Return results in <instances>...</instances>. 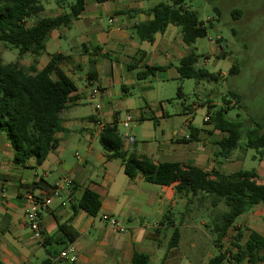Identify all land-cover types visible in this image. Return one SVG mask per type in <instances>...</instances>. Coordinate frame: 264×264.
Wrapping results in <instances>:
<instances>
[{"label": "crops", "instance_id": "1", "mask_svg": "<svg viewBox=\"0 0 264 264\" xmlns=\"http://www.w3.org/2000/svg\"><path fill=\"white\" fill-rule=\"evenodd\" d=\"M38 1L43 6L42 13L48 11L51 17L65 13L63 1L61 4L59 0ZM67 1L70 0H66V4ZM142 1L145 0H84L83 11L77 19L49 33L44 51L35 59V70L41 71L54 54L67 56L69 60L60 64L59 70L74 82L76 89L59 114L62 131L54 135L57 147L40 165L36 166L32 159L23 167L14 165L12 148L0 134V264H42L52 258L69 245L54 242L60 225L70 227L76 234L71 243L76 257L72 264H131L135 253L146 255L147 264H184V256L178 254L179 240L176 247L168 249L169 241L161 245L160 234L166 227L178 226L177 218L181 227H188L190 206H185L184 200L174 195V185H154L139 175L129 179L118 160L105 158L98 143L99 125L103 128L113 123L117 125L119 113L106 110L99 101L102 96L129 94L127 84H132L131 80L122 81L121 64H125L127 71H139L144 66L161 67L163 70L155 72L153 77L162 79L166 74L167 78L176 79L179 78L178 62L189 51L182 42L179 28L173 25H168L162 34H156L153 43L139 42L135 38L133 26L153 18L149 11L155 5ZM17 61L29 67L33 57L25 55ZM117 86L121 88L120 93L115 91ZM93 87L98 92L91 99ZM148 89L151 86H142V90ZM209 101L193 104L188 109L182 107L180 114L186 117L182 125L169 122V116L160 105V114L149 118L155 123L154 134L143 142L142 151H130V145L135 146L137 141L134 136L118 131L123 150L148 157L153 163L193 166L210 174L211 178L215 174L253 170L258 176L257 183L264 184V149L256 151L257 169H241L247 156L242 145L228 160L221 161L216 156L215 143L224 133L208 123L215 105ZM87 103L96 104L91 114L83 112L85 107L82 106ZM199 107L206 108L204 118H208L207 122L203 118L201 127L193 125L187 117ZM148 109L145 103L138 111V120H148L143 115ZM124 136L133 137L134 143L127 144ZM63 179H71L73 187L60 198L52 199L40 212L43 227V242H40L33 238L25 222V195L49 196L54 184ZM84 190H91L100 197V209L95 216L77 208ZM1 193L8 199L4 200ZM165 213L170 214L166 222L171 226L161 224ZM103 215L116 219L125 232L114 231L102 220ZM245 221L248 231L264 237V223H260L264 221V206L252 207L234 226L241 229L240 222ZM247 234L243 236L245 240ZM191 244L194 247L195 244ZM60 264L71 263L64 260Z\"/></svg>", "mask_w": 264, "mask_h": 264}, {"label": "trees", "instance_id": "2", "mask_svg": "<svg viewBox=\"0 0 264 264\" xmlns=\"http://www.w3.org/2000/svg\"><path fill=\"white\" fill-rule=\"evenodd\" d=\"M62 1L65 0H59V3ZM83 7L84 0H70L68 12L56 17L38 18L43 11L38 0H0V42L9 49H16L18 59L25 55L33 57V63L29 67L21 66L18 61L4 63L0 57V134H4L8 140L13 152L12 163L16 166L23 167L31 159L36 166L40 165L57 147L54 135L62 131L59 114L65 109L70 94L76 89L74 82L59 70V65L67 62L69 58L54 54L41 71L35 70L34 63L44 51L49 33L67 27L81 15ZM149 12L152 20L133 26L134 36L139 42L153 43L155 35L162 34L168 25L179 28L182 42L188 48L197 39L206 36V27L195 11L184 6V0H172L171 4L157 3ZM36 18L38 19L28 24ZM196 63L197 55L194 49H190L178 62L179 79H192L197 83L219 79V75L197 67ZM161 70V67L144 66L136 72L135 78L142 81ZM235 71L232 66L228 73ZM181 95L183 94L178 88L177 97ZM232 97L237 98L236 94H232ZM226 110L227 108L221 107L208 120L214 129L224 133L221 140L215 143L216 156L228 160L232 152L241 145L246 149L262 151L264 134L255 127L248 129L243 134L244 141L240 143L243 138V124L226 119ZM98 143L105 158L118 160L129 179L139 175L154 185H174V195L185 200V206H189L194 198L199 202L208 200L213 208L219 204L224 205L225 210L212 222L216 234L213 241L219 247V242L232 231L235 234L232 236V246L236 252L230 260L219 249V253L212 256L207 264H222L226 260L231 264H241L243 261L249 264L264 263V237L249 230L245 242L239 244L244 232L234 226L236 219L252 207L264 206V184L257 183L258 176L255 171L215 174L211 178L210 174L193 166L153 163L148 157H139L133 152L123 150V140L115 123L102 130ZM77 208L95 216L100 209V197L91 190H84ZM169 218L170 214L165 213L161 224L171 226L166 222ZM178 235V227L173 226L168 249L177 246ZM75 236L70 227L60 225L53 239L58 245L65 242L71 244ZM147 262L146 255L135 253L131 264Z\"/></svg>", "mask_w": 264, "mask_h": 264}, {"label": "rangeland", "instance_id": "3", "mask_svg": "<svg viewBox=\"0 0 264 264\" xmlns=\"http://www.w3.org/2000/svg\"><path fill=\"white\" fill-rule=\"evenodd\" d=\"M67 2L66 4L65 0L62 4L65 12H68L67 6L70 1ZM142 2L153 6L160 2L171 4L172 0H145ZM54 4L53 7L57 8ZM184 6L188 10L195 11L199 20L206 27V36L197 39L189 48V50L194 49L197 55L196 65L209 73L219 75V79L197 83L192 79L167 78L165 74L162 79L150 77L144 81H138L135 78L138 70L127 71L125 64H121L122 81H132V84H127L129 94L102 96L99 104L105 106L106 110L119 112L117 123L119 133L132 135L137 141L135 146L130 145V151H142L143 142L154 134L155 123L149 118L152 117L151 115L160 114V105L165 114L169 116L167 118L169 122L182 125L186 118L180 114L182 107L188 109L193 104H199L209 99L210 103L215 104L212 108L213 112L218 111L221 107L227 108L226 119L239 121L243 124L242 135L246 130L254 127L264 134V0H184ZM51 15L46 11V13L39 14L38 18L51 17ZM172 30L170 29V31ZM62 44L65 46V41H62ZM219 53H223L224 56H218ZM0 57L4 63L15 62L18 60V52L16 49L7 48L0 42ZM232 66L236 71L229 74L228 71ZM143 85H149L151 89L142 90ZM78 86L80 87L79 84ZM178 88L184 95L183 97H177ZM120 89L119 86L115 87L117 93H120ZM232 94H236L237 98L232 97ZM145 103L149 106V111H144L143 115L148 120L140 121L137 118L138 111ZM93 105L96 104L87 103L82 106L85 107L83 112L91 114ZM127 113L131 114L134 120L128 128H124L121 122ZM205 113L206 108L199 107L187 117L193 125L201 127L204 125ZM243 141L244 135L240 143ZM243 150L244 155L247 156L241 169H257L259 162L257 152L253 149L244 148ZM250 156L256 158L253 160ZM219 159L222 161V158ZM183 202L185 203V200ZM189 206L188 227H181L180 219L177 218L179 216H176L179 232L178 254L184 256L183 263L199 264L201 262V264H207L210 257L219 253V249L231 260V256L236 252L232 246L234 232L230 231L219 242V247L213 241L216 234L213 231L212 222L218 214L225 210L224 205L219 204L213 208L208 200L199 202L194 198ZM244 215L237 218L235 224ZM260 223H264V221ZM240 224L246 236L248 233L247 221L240 222ZM172 232L173 228L169 227L162 231L160 234L161 245L169 241ZM244 241L245 238H242L239 244H243ZM191 243L195 244L194 247ZM162 253L163 256L164 250ZM222 264L231 263L226 260Z\"/></svg>", "mask_w": 264, "mask_h": 264}, {"label": "built area", "instance_id": "4", "mask_svg": "<svg viewBox=\"0 0 264 264\" xmlns=\"http://www.w3.org/2000/svg\"><path fill=\"white\" fill-rule=\"evenodd\" d=\"M97 92H98L97 88L93 87L90 91V98L94 99L97 95ZM133 120H134L133 116L127 113L121 124L124 128H128L129 124L133 122ZM207 120L208 118L205 117L204 121L207 122ZM99 127L102 132L104 128L101 126V124L99 125ZM123 139L127 144L134 143L133 137L124 136ZM72 187H73V182L71 179H63L54 184L49 196L35 197L32 194L25 195V201L27 203V207L24 210V218L26 225L29 228L33 238H35L40 242H43V227L40 219V212L45 210L51 204L52 199L54 198L58 199L61 197L62 194H67L68 192H70ZM1 197L4 200L8 199V196L4 193H1ZM101 218L114 231L119 233L125 232V228H123L119 224V222L113 217L109 215H103ZM74 251L75 250L72 244H69L65 249L60 251L56 257L50 258L47 262H44L42 264H60L64 260L72 264L76 260Z\"/></svg>", "mask_w": 264, "mask_h": 264}]
</instances>
